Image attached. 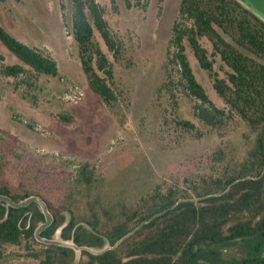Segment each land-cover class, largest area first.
<instances>
[{
	"label": "rangeland",
	"instance_id": "obj_1",
	"mask_svg": "<svg viewBox=\"0 0 264 264\" xmlns=\"http://www.w3.org/2000/svg\"><path fill=\"white\" fill-rule=\"evenodd\" d=\"M96 1L120 46L115 58L101 41L114 64L117 100L112 107L92 90L83 70L72 32L71 0L0 1V24L50 53L60 69L57 77L34 71L7 76L4 67L21 60L0 41V184L17 196L42 195L53 210H66L67 221L73 215L84 222L81 229L109 234L119 225L131 228L135 218L130 217L151 206L157 190L175 188L199 199L198 192L211 190L215 179L250 171L256 130L237 113L218 126L197 115L200 102L181 82L171 42L174 22L184 21L181 0ZM203 44L211 52L209 41L203 39ZM187 52L211 99L226 107L209 72L189 46ZM221 65L216 58L215 70L224 76ZM63 115L72 119L65 121ZM183 120L197 128L185 127ZM85 160L96 165L91 186L77 179ZM245 191L238 187L233 198L213 202L223 207L219 215L233 214L226 228L264 210V197H240ZM227 203L240 208L223 212ZM193 230L190 220L175 224L167 218L153 227L142 225L117 250L127 262L174 257ZM236 241L232 252L244 254V242ZM44 249L40 244H6L0 264H39L31 252Z\"/></svg>",
	"mask_w": 264,
	"mask_h": 264
},
{
	"label": "trees",
	"instance_id": "obj_2",
	"mask_svg": "<svg viewBox=\"0 0 264 264\" xmlns=\"http://www.w3.org/2000/svg\"><path fill=\"white\" fill-rule=\"evenodd\" d=\"M71 2L72 32L83 70L92 90L106 106L112 107L117 94L113 87L114 64L108 52L115 58L118 57V38L104 18L103 7L96 0ZM179 14L184 21L174 22L171 42L175 47L174 61L181 73V82L188 94L200 102L197 115L204 123L218 126L225 117L229 118L237 113L256 130L250 162L258 169L256 177L248 178V172H242L225 180L217 178L211 190L198 192L197 200L189 192H181L175 188L164 192L157 190L151 197L154 201L152 205L130 217L131 220L135 218V227L119 225L108 234L110 242L114 243L141 223L153 227L157 221L167 218L175 224L190 220L194 223L192 235L174 257L150 261L135 258L127 262L118 250L112 249L100 254L86 251L90 261L81 264H264V210L256 211L251 220H239L226 228L233 214L219 215L217 210L223 207L213 204L222 197H227L228 200L233 198V190L238 187L246 190L240 197H253L257 200L264 197V173L260 171L264 168V19L239 0H181ZM203 39L209 41L211 52L203 44ZM0 41L21 60V63L6 65L3 70L5 75L20 77L27 71L54 77L60 75L58 63L50 53L30 46L1 24ZM101 41L108 52L104 50ZM188 46L200 66L213 78L214 89L225 101L226 107H219L198 80L187 52ZM216 58L222 62L221 67L226 72L224 76H220L215 70ZM61 118L70 121L72 116L63 115ZM180 123L191 129L197 128L190 120ZM77 172L79 183L91 186L95 182L94 162H81ZM205 201L210 203L204 204ZM202 202L203 205H199ZM237 208L240 207L227 203L223 212ZM13 210L10 207L9 216L5 218L6 209H0V259L5 254V243L18 242L23 238L16 219H10ZM86 231L81 229V239L91 238L98 243L99 248L105 246L106 241L102 236ZM80 234L76 235L77 241ZM238 239L244 242L245 253L226 257L223 250L232 244L217 242L232 240L236 243ZM31 255L40 259L39 264H58L53 246L33 251Z\"/></svg>",
	"mask_w": 264,
	"mask_h": 264
},
{
	"label": "flooded vegetation",
	"instance_id": "obj_3",
	"mask_svg": "<svg viewBox=\"0 0 264 264\" xmlns=\"http://www.w3.org/2000/svg\"><path fill=\"white\" fill-rule=\"evenodd\" d=\"M254 168H256V166L251 163V169L246 174V177H256L257 173L256 174L254 173V170H253ZM260 171H261V173H264V168ZM5 188L6 187L4 185L0 184V194L10 196L13 200H15L17 202L22 201L24 199H27L31 196H35V195L40 196L47 203L48 210L52 215V219H51L50 224H48L42 228L44 223H46V221H47V217H46V213L44 211V208L42 207V205L38 201L32 200L29 202V204H27L25 206L15 207V206L10 205L5 200H0V209L1 208L6 209V212L4 213L5 218H8V216H9L8 212L10 211V207L14 208V210L12 211L13 216H11L10 219H16L19 230L23 234V238L20 241L14 242V243H5V244H40V245H43L45 249L48 248V246H53L56 250V260H57L58 264H73L75 257H76V254H77L75 249L70 247V246H63V245H59L56 243H48V242L44 241L43 239H53L58 234L59 236H61V238L63 240H65V241L72 240L75 244H77L79 246L93 247L96 249H101L97 246L98 243L95 240H93L91 238H89V240H83L84 238L81 239L80 233H81V228H83L82 226H83L84 222L83 221H78V222L75 221L72 214H71L72 217L67 221L65 209L56 210V211L53 210L51 208V205L48 202V200H46L42 195L33 194V193H24L21 196H17L16 194L12 193L8 187L7 188L9 191H7ZM255 215H256V213L253 216L255 217ZM142 225H144V223H141L140 225L136 226V228H134L129 233H127L124 236H122L121 238H119L114 243L110 242V238L108 237V234L97 232L96 230L95 231L89 230V232H91L92 234H97L99 236H102L103 239L106 241L105 245L106 244H110V245L118 244L115 248H112L113 250L114 249L117 250L121 246L120 243L125 238H127L128 236L133 234L135 231H137L139 229V227H141ZM59 229H61L60 232H59ZM82 230L87 232L85 229H82ZM37 232H38V235L42 239H38ZM77 233L80 234L78 241L76 240ZM100 244H102V243H100ZM233 244H235V243H232V245ZM232 245L227 246L223 250L225 253V256L231 257L234 255H237V256L242 255L239 253L232 252V250L234 248V247H232ZM112 249H108V250H112ZM244 250H245V248H244ZM86 251H89V250L86 248H83L81 250L80 260H79L78 264H81V262H86L88 260L90 261V259H89L90 257L88 255H86V253H85ZM89 252H91V251H89ZM91 253H93V252H91ZM94 254H96V253H94ZM121 256H122V254H121ZM123 259L125 260L124 257H123ZM94 264H96V262Z\"/></svg>",
	"mask_w": 264,
	"mask_h": 264
},
{
	"label": "water",
	"instance_id": "obj_4",
	"mask_svg": "<svg viewBox=\"0 0 264 264\" xmlns=\"http://www.w3.org/2000/svg\"><path fill=\"white\" fill-rule=\"evenodd\" d=\"M239 1L242 2L248 8H250L259 17H261L262 19H264V0H239ZM0 200H5L10 205L15 206V207L25 206V205L29 204L30 201L36 200L44 208V211H45L46 217H47V221H46V223H44V225L42 226V228L45 227L46 225L50 224V222H51L52 215H51V213L48 210L47 203L40 196H38V195L31 196V197H29L27 199H24L22 201L17 202L15 200H13L10 196L0 194ZM60 230L61 229H59V232H60ZM37 237H38V239H42L38 235V232H37ZM43 240L46 241V242H48V243H56V244L63 245V246H70V247H72V248L75 249L76 253H81V250L83 248H86V249H88L89 251H91L93 253L100 254V253H103L104 251H106L108 249L115 248L118 245V244H114V245L106 244L101 249H96V248H93V247H82V246H79V245L75 244L72 240H69V241L63 240L61 238V236H59L58 234L53 239H43Z\"/></svg>",
	"mask_w": 264,
	"mask_h": 264
}]
</instances>
